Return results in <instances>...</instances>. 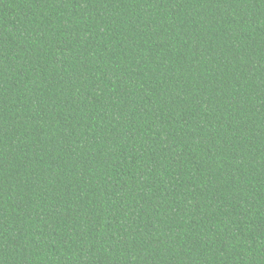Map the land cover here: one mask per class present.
<instances>
[{
    "label": "trees",
    "instance_id": "obj_1",
    "mask_svg": "<svg viewBox=\"0 0 264 264\" xmlns=\"http://www.w3.org/2000/svg\"><path fill=\"white\" fill-rule=\"evenodd\" d=\"M0 264H264V0H0Z\"/></svg>",
    "mask_w": 264,
    "mask_h": 264
}]
</instances>
